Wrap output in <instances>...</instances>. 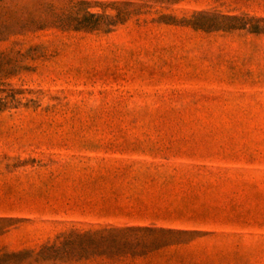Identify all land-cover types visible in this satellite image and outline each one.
<instances>
[{
	"label": "rangeland",
	"instance_id": "obj_1",
	"mask_svg": "<svg viewBox=\"0 0 264 264\" xmlns=\"http://www.w3.org/2000/svg\"><path fill=\"white\" fill-rule=\"evenodd\" d=\"M0 264H264V0H0Z\"/></svg>",
	"mask_w": 264,
	"mask_h": 264
}]
</instances>
